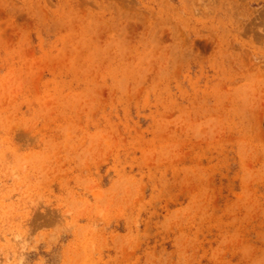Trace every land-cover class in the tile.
Masks as SVG:
<instances>
[{
  "label": "rangeland",
  "instance_id": "rangeland-1",
  "mask_svg": "<svg viewBox=\"0 0 264 264\" xmlns=\"http://www.w3.org/2000/svg\"><path fill=\"white\" fill-rule=\"evenodd\" d=\"M0 264H264V0H0Z\"/></svg>",
  "mask_w": 264,
  "mask_h": 264
}]
</instances>
